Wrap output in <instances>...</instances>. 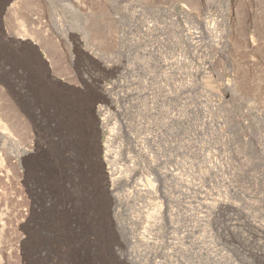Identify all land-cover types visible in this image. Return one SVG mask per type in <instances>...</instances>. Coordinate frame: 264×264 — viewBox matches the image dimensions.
Returning <instances> with one entry per match:
<instances>
[{"label":"rangeland","instance_id":"374dc122","mask_svg":"<svg viewBox=\"0 0 264 264\" xmlns=\"http://www.w3.org/2000/svg\"><path fill=\"white\" fill-rule=\"evenodd\" d=\"M0 264H264V0H0Z\"/></svg>","mask_w":264,"mask_h":264},{"label":"bare ground","instance_id":"6f19581e","mask_svg":"<svg viewBox=\"0 0 264 264\" xmlns=\"http://www.w3.org/2000/svg\"><path fill=\"white\" fill-rule=\"evenodd\" d=\"M207 29L211 31L212 29V26H209L208 24L206 25ZM34 48V47H33ZM35 49V48H34ZM50 79V78H49ZM36 81V80H35ZM35 83V82H33ZM32 87V86H31ZM39 96L41 97L44 105H46L48 108L50 107L51 110L53 112H55L59 118H63L65 117L64 116V112L65 111H62V108H63V104L61 103V100H60V96H57L56 93L54 92V90L50 91V90H47L46 87H43V85H39ZM44 107V106H43ZM64 109V108H63ZM67 109V108H66ZM109 147V146H108ZM106 147V151H107V154H106V158L105 159H100V168H102V172L101 171H98V174H97V178L95 179V181L97 183H101V182H104L105 184L109 183V184H112V178H110L111 174H109V172H103V168H106V165H110L111 162L109 161L110 158H112V153L108 150L109 148ZM43 162V161H42ZM39 166L41 165V160H39L38 162ZM37 164V165H38ZM38 166V167H39ZM109 167V166H108ZM40 168H43L42 165L40 166ZM112 171V170H111ZM42 172V171H41ZM113 173V172H112ZM90 189H91V192H90V195H89V198H90V201L93 203V206L94 207V197H95V194H96V191L95 189L93 190V193H92V188L91 186L89 185ZM88 194V193H87ZM90 202V203H91ZM91 208V207H90ZM92 216V215H91ZM48 226V225H47ZM90 234V233H89ZM99 233H93L92 236H93V240H94V244L98 243V239L101 241V237L99 235H97ZM35 235V234H34ZM90 237V235H87ZM99 237V238H98ZM38 245L42 242V245L45 246V248H48V247H52L53 244L55 245L56 247V250L59 251L60 255H59V259L61 262H67L69 261L68 259V256H65L64 253L67 252V255H68V252L71 251L72 247H73V250L75 251L76 250V257L81 259L80 258V254H79V251L81 250H77V246L80 247V243L82 244V240H83V233H42V235H39L38 236ZM35 241V240H34ZM86 241V240H85ZM36 242V241H35ZM74 242L76 243V247H75V244ZM88 242V241H86ZM90 243H92L90 241ZM37 245V244H36ZM85 245V244H84ZM84 245H83V248H84ZM88 247V246H87ZM82 248V246H81ZM82 248V250H83ZM90 247H88L89 249ZM95 248H97V246H95ZM66 251V252H65ZM93 251V249H92ZM97 251V250H96ZM94 250V252H96ZM93 252V253H94ZM85 253V252H84ZM98 253V252H97ZM95 254V253H94ZM70 255V254H69ZM93 255V254H92ZM99 255V254H98ZM96 256V255H95ZM94 256V257H95ZM98 258V257H97ZM100 260V259H99ZM101 261V260H100ZM93 262V261H92Z\"/></svg>","mask_w":264,"mask_h":264}]
</instances>
